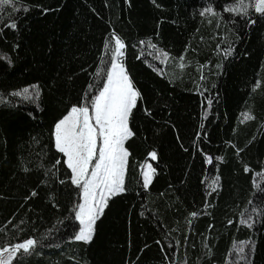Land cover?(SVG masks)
Returning a JSON list of instances; mask_svg holds the SVG:
<instances>
[{
  "label": "trees",
  "instance_id": "obj_1",
  "mask_svg": "<svg viewBox=\"0 0 264 264\" xmlns=\"http://www.w3.org/2000/svg\"><path fill=\"white\" fill-rule=\"evenodd\" d=\"M234 3L14 0L0 9V251L37 241L11 264H234L240 245L245 264H264V15L225 11ZM207 8L216 14L201 15ZM116 36L140 97L125 191L85 243L75 240L82 190L55 147V124L99 94ZM33 86L39 97L14 95ZM147 161L155 173L145 188Z\"/></svg>",
  "mask_w": 264,
  "mask_h": 264
},
{
  "label": "snow or ice",
  "instance_id": "obj_2",
  "mask_svg": "<svg viewBox=\"0 0 264 264\" xmlns=\"http://www.w3.org/2000/svg\"><path fill=\"white\" fill-rule=\"evenodd\" d=\"M13 3L14 0H0V7ZM250 7L264 15V0H255L254 4L248 0H235L234 5L225 8V11L246 17ZM205 13L216 14L212 8L205 9L201 15ZM9 26L15 28L16 24L13 22ZM105 47L110 51V57L106 61L110 67L106 71V82L99 94L94 95L88 105L73 106L55 124L54 133L56 149L67 158V167L72 173L71 182L82 190L83 203L78 205L75 213L81 227L75 240L85 243L92 241L94 226L103 214L108 200L125 191L124 175L129 156L125 142L134 135L129 119L140 97V92L136 90L122 62L125 43L116 36L114 44L110 47L106 42ZM163 57L166 62L168 54L164 52ZM179 67L183 68L184 64L180 63ZM28 91L26 88L23 93L14 95L30 99ZM35 96L39 97L38 90ZM244 118L254 119L249 113H245ZM149 155L152 159L156 158L155 152ZM207 161L211 163L212 157H207ZM154 173L155 169L148 165V170L143 172L145 188L151 183ZM192 215L195 216L196 213ZM242 222L248 223V220ZM36 245L37 241L29 238L11 248H4L3 252H7L8 256L4 257L3 252H0V264H11L17 253L22 251L27 254Z\"/></svg>",
  "mask_w": 264,
  "mask_h": 264
},
{
  "label": "rangeland",
  "instance_id": "obj_3",
  "mask_svg": "<svg viewBox=\"0 0 264 264\" xmlns=\"http://www.w3.org/2000/svg\"><path fill=\"white\" fill-rule=\"evenodd\" d=\"M1 8H2V7H0V9H1ZM156 56L158 57L159 60H163V59H164V57H163V53H162V52H157ZM35 92H36V89H35V88L30 89V90L28 91V96H29V97H35ZM90 113H91V109H90ZM125 147H126V146H125ZM148 165H151V167L153 168V164H152V162H151V161H147V162L144 164L143 172L148 170ZM152 177H153V176H152ZM81 203H83V195H82ZM81 203H80V204H81ZM80 227H81V225H80ZM78 233H79V232H78ZM78 233H77V234H78ZM14 246H15V245H14ZM11 247H13V246H11ZM11 247H6V248H11ZM241 249H243V251H241ZM244 250H245L244 245H240V246H238V252H239L240 255H238V257H237L236 261L234 262V264H240V262H242V261H243L242 263H244V264L247 263L246 260H245ZM0 252H3V250L0 251ZM3 256H4V257H7V256H8V253H7V252H3Z\"/></svg>",
  "mask_w": 264,
  "mask_h": 264
},
{
  "label": "crops",
  "instance_id": "obj_4",
  "mask_svg": "<svg viewBox=\"0 0 264 264\" xmlns=\"http://www.w3.org/2000/svg\"><path fill=\"white\" fill-rule=\"evenodd\" d=\"M2 250H3V249H2ZM2 250H1V251H2Z\"/></svg>",
  "mask_w": 264,
  "mask_h": 264
}]
</instances>
